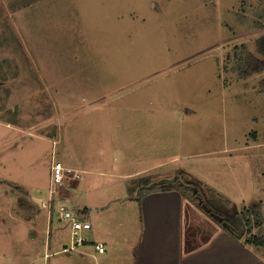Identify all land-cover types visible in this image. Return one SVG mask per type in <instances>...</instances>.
<instances>
[{
    "label": "rangeland",
    "instance_id": "rangeland-1",
    "mask_svg": "<svg viewBox=\"0 0 264 264\" xmlns=\"http://www.w3.org/2000/svg\"><path fill=\"white\" fill-rule=\"evenodd\" d=\"M241 2L0 0V264H48L45 219L134 200L146 178L183 172L228 220L255 202L264 220V72L238 80L226 60L264 37L259 0L244 24ZM55 161L82 180L51 196Z\"/></svg>",
    "mask_w": 264,
    "mask_h": 264
},
{
    "label": "crops",
    "instance_id": "crops-1",
    "mask_svg": "<svg viewBox=\"0 0 264 264\" xmlns=\"http://www.w3.org/2000/svg\"><path fill=\"white\" fill-rule=\"evenodd\" d=\"M63 194L66 195V191ZM132 199L113 198L103 207L91 205L89 208L84 204L74 207L80 219L91 224L90 234L88 231L85 234L87 242L75 249H69L70 224L57 225L55 218L45 219L54 232L48 242L50 251L44 252L45 262L264 264L263 257H258L248 245L223 231L213 219L177 191H156L145 194L140 201ZM97 208L101 209L100 212L104 209L107 213H102L107 218L101 215L91 221L90 216L97 214ZM123 219L127 224L118 228L116 223ZM58 230H67L69 244L57 239ZM96 245H102L104 251H98Z\"/></svg>",
    "mask_w": 264,
    "mask_h": 264
},
{
    "label": "trees",
    "instance_id": "trees-1",
    "mask_svg": "<svg viewBox=\"0 0 264 264\" xmlns=\"http://www.w3.org/2000/svg\"><path fill=\"white\" fill-rule=\"evenodd\" d=\"M248 10L245 0H242L241 10L238 12V21L241 24L249 22L246 19ZM251 24L258 28L264 26V0H259V4L253 7ZM226 60L231 66L230 70L236 74L238 80H244L264 72V37L256 41V53H253L247 45L242 44L235 47L232 54L226 57ZM262 82L263 84L260 86L261 90L264 91V79ZM184 175L185 174L182 172V174H180L181 179L174 183L168 184L160 182L153 183L152 186H147L150 182L149 179L146 178L145 187H141L136 199L140 201V198L145 194L156 191H177L202 212H205V214L213 219L223 231L230 233L233 237L238 239L239 228L244 227L246 229V234L249 235L245 239L244 244L254 245L264 251V234H252L253 229H259L263 226L264 220L261 212V204L259 202L251 203L241 210L233 208V221H230L217 211L208 208L198 188L193 186L191 179ZM212 192L215 194L214 191Z\"/></svg>",
    "mask_w": 264,
    "mask_h": 264
},
{
    "label": "built area",
    "instance_id": "built-area-1",
    "mask_svg": "<svg viewBox=\"0 0 264 264\" xmlns=\"http://www.w3.org/2000/svg\"><path fill=\"white\" fill-rule=\"evenodd\" d=\"M80 180H82V175L79 171L65 167L61 162L55 161L51 166L50 195L54 196L60 188H66L71 181L78 182ZM58 199L57 204L60 206L61 196H58ZM59 216L62 220L68 222L71 227V245L69 249H75L85 244L87 242L85 233L91 230V224L88 221L81 220L77 213H72L63 207H61ZM96 249L100 252L104 251L102 245H96Z\"/></svg>",
    "mask_w": 264,
    "mask_h": 264
},
{
    "label": "water",
    "instance_id": "water-1",
    "mask_svg": "<svg viewBox=\"0 0 264 264\" xmlns=\"http://www.w3.org/2000/svg\"><path fill=\"white\" fill-rule=\"evenodd\" d=\"M242 228H243V227L239 228L238 237H240V236H241V233H242Z\"/></svg>",
    "mask_w": 264,
    "mask_h": 264
}]
</instances>
